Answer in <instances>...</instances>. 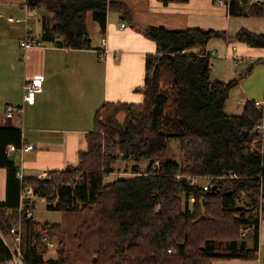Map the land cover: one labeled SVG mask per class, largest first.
Listing matches in <instances>:
<instances>
[{
  "label": "trees",
  "instance_id": "trees-1",
  "mask_svg": "<svg viewBox=\"0 0 264 264\" xmlns=\"http://www.w3.org/2000/svg\"><path fill=\"white\" fill-rule=\"evenodd\" d=\"M187 1L161 0L164 6ZM223 1L228 2L229 16L264 20V2L260 0ZM247 1L256 3L244 13L240 3ZM113 7L109 0L27 1L29 10L47 13L41 19L42 39L53 42L60 38L59 45L68 50L89 49L87 16L90 14L104 32L107 13ZM136 30L156 46L155 54L145 60L144 84L136 90L143 102L103 105L95 114L93 130L86 135L87 151L79 154L77 167L51 171L41 181L25 180L27 186L45 199L48 210L83 215L77 240L87 231L99 230L92 264L257 260L258 219L247 216L236 203L245 193L251 210L264 214V135L254 132L264 112L258 111L254 102H247L241 115H225L230 92L245 73L228 83H211L206 45L220 39L264 50V34L245 29L233 37L199 28ZM114 108L126 114L120 127L99 118L102 111ZM171 140L178 142L179 161L167 157ZM20 144L19 131L0 128V168L6 170V195L0 201V264L11 260L3 239L18 224L23 264H74L57 225L37 230L32 218L18 211L21 183L6 149ZM129 159L149 163L133 178L105 184L113 167ZM229 174H235L237 180L223 178ZM177 175L212 179L213 186L203 191L200 186L177 181ZM243 231L248 234L243 236ZM44 235L58 239L54 261L43 259L46 247L40 240ZM222 243L227 254L216 253Z\"/></svg>",
  "mask_w": 264,
  "mask_h": 264
},
{
  "label": "crops",
  "instance_id": "crops-1",
  "mask_svg": "<svg viewBox=\"0 0 264 264\" xmlns=\"http://www.w3.org/2000/svg\"><path fill=\"white\" fill-rule=\"evenodd\" d=\"M27 1L0 0V128L20 132L21 144L11 159L24 181L40 180L51 171L77 167L79 154L87 151L86 135L93 130L95 114L103 105L143 102L142 94L136 90L144 84L145 60L155 54L156 46L136 27L169 32L199 28L223 31L228 37L235 36L241 29L264 34V20L245 15L229 16L223 0H188L167 6L161 0H109L115 7L107 13L104 32L89 14L86 19L89 49L68 50L59 45L61 39L53 42L42 39L41 19L47 13L29 10ZM254 3L256 1L240 3V8L245 13ZM121 24H124L122 29ZM25 36L37 38L42 46L23 50L20 42ZM103 38L106 53L101 56ZM206 51L211 58V83H228L245 73L239 86L231 91L225 115H241L247 102H260L264 108L263 49L213 39L207 43ZM254 73H257L256 80L250 86H240ZM36 79H41L42 86L33 105L23 104L25 82ZM234 93H240L241 99L232 106ZM7 105L21 112L7 120L4 116ZM172 142L175 140L169 142V147ZM27 145L33 149L22 151ZM127 161L132 162L131 171L118 172ZM127 161L113 167L104 183L133 178L137 172H144L149 163L147 160ZM5 195L6 170L0 168V201L5 200ZM38 205L47 209V203L40 197L30 203L31 220L38 225L37 230L44 225H57L65 239L66 253L74 264H92L99 247V230L87 231L77 240V230L83 222L80 212L47 209L53 218L43 223L35 218ZM48 240L51 247L46 249L43 259L54 261L58 258V239L48 237ZM3 242L7 250L14 249L11 236ZM256 256L257 260H219L211 264H262L264 217L258 219Z\"/></svg>",
  "mask_w": 264,
  "mask_h": 264
},
{
  "label": "built area",
  "instance_id": "built-area-1",
  "mask_svg": "<svg viewBox=\"0 0 264 264\" xmlns=\"http://www.w3.org/2000/svg\"><path fill=\"white\" fill-rule=\"evenodd\" d=\"M223 6L228 8V2L227 1H223L222 2ZM120 28H124V24L120 25ZM60 40V38L55 39V41ZM20 46L23 50H26L28 48L31 47H41L42 46V42L39 41L37 38H29L28 36H25L21 42H20ZM101 46V56L102 54L106 53V48H105V39L103 38L101 40L100 43ZM42 86V81L41 79H36L30 82H25L24 87H23V104L26 105H33L34 100H35V95L36 93L41 89ZM257 110L264 112V108L262 106V104L260 102H255L254 103ZM21 109H16L11 105H7L4 109V116L5 119L10 120L12 119L17 113H20ZM254 132L259 134V135H264V119L260 122L257 123V125L254 128ZM33 149L32 146L27 145L24 146L22 148V151L27 152V151H31ZM18 148L15 146H8L6 149V156L11 158L13 153L17 152ZM155 165L157 166L158 163H155ZM47 175H43L42 177H40V181L43 180ZM17 178L21 183V189H20V193H19V202H20V207H19V212H25L26 216L31 218V214H30V203L31 201L35 198L38 197L34 192L33 189L29 186H27L26 182L23 180L21 173L18 171L17 172ZM176 180H184L187 182V184H189L190 186H200L198 185V181L199 178L196 177H192V176H188V175H177ZM224 179H231V180H237V176L235 174H229L227 176L223 177ZM79 180L77 179L76 182L73 184V186L76 185V183H78ZM213 186V180L210 179L208 180L207 184L204 186H200L202 188L203 191H209ZM10 236L12 237L15 247L12 250L11 248H8L10 254H11V260L3 263V264H23L21 261V257H20V251H19V246H20V225L18 224L17 226L11 228L10 230ZM40 243L43 244L46 249H48L49 247H51V243L48 240V236L44 235L41 240ZM170 253V251H169Z\"/></svg>",
  "mask_w": 264,
  "mask_h": 264
},
{
  "label": "rangeland",
  "instance_id": "rangeland-1",
  "mask_svg": "<svg viewBox=\"0 0 264 264\" xmlns=\"http://www.w3.org/2000/svg\"><path fill=\"white\" fill-rule=\"evenodd\" d=\"M248 2L249 1H247V3ZM262 2H264V0H262ZM254 69H255V67H254ZM256 74L257 73H254V75H252L250 78H247L244 81V83L245 82L246 83L245 84L242 83V85H240V86H243V85L245 87L250 86V84H252L251 82H254L256 80ZM249 79H250V81H249ZM256 90H257V88H255V92H256ZM230 94H231V92H230ZM229 97H231V96L229 95ZM239 99H241L240 93H234L233 97H232V101H233V105L232 106H234L235 102H237ZM111 110H113V109H111ZM111 110L102 111L100 113V115H99L100 121H103L104 123H109V124H111V125H113L115 127H120L124 123V120L126 118V114L123 111H121V110H119L117 113H115L114 111H111ZM112 112L114 113L113 116H112ZM175 143H176V145H174ZM167 157L168 158H173V159L174 158L175 159L178 158V160H180V154H179V150H178L177 141L172 142L170 144V147L168 149ZM120 164H122V163H120ZM131 166H132V162L131 161H127L126 163H123L121 165V167L119 168L120 170H118V172H121V173L128 172L129 173L131 171V168H132ZM142 167H144V165ZM208 180H210V179H208V178L199 179L198 185L204 186V185L207 184ZM183 203H184V205H187V203L184 200H183ZM236 204H237V208L242 209L247 216H253V217L257 218V219H260V218L264 217V214H261L259 212V210H256V211L255 210H251V208H250V200H249L248 196L245 193H242L239 196V199H238ZM191 205H192V201H190V203H188L189 208H191ZM35 218L37 220L43 221V223H46L48 221L50 222V220L53 217H52V214H50V212L43 205H38L37 211L35 213ZM246 234H248V231H243L242 235L246 236ZM243 239H245V237ZM216 253H218V254H227L226 245L224 243H222L220 245L218 244V246L216 247Z\"/></svg>",
  "mask_w": 264,
  "mask_h": 264
},
{
  "label": "water",
  "instance_id": "water-1",
  "mask_svg": "<svg viewBox=\"0 0 264 264\" xmlns=\"http://www.w3.org/2000/svg\"><path fill=\"white\" fill-rule=\"evenodd\" d=\"M215 189V187H213V190Z\"/></svg>",
  "mask_w": 264,
  "mask_h": 264
}]
</instances>
